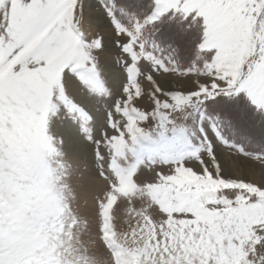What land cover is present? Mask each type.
<instances>
[{
  "label": "snow or ice",
  "instance_id": "1",
  "mask_svg": "<svg viewBox=\"0 0 264 264\" xmlns=\"http://www.w3.org/2000/svg\"><path fill=\"white\" fill-rule=\"evenodd\" d=\"M248 128L264 0H0V264H264V183L221 161L264 169ZM75 145L105 186L94 240Z\"/></svg>",
  "mask_w": 264,
  "mask_h": 264
},
{
  "label": "rangeland",
  "instance_id": "2",
  "mask_svg": "<svg viewBox=\"0 0 264 264\" xmlns=\"http://www.w3.org/2000/svg\"><path fill=\"white\" fill-rule=\"evenodd\" d=\"M86 28L88 25L85 26ZM173 86H179V83L175 80L168 81ZM142 87L145 92L150 88V85L146 80H142ZM143 107V104H141ZM248 135V140L245 143V149L250 152H260L261 149H264V135H262L259 129L248 128L246 130ZM71 158L74 163L80 166L81 171L74 178V183L77 185L81 193L80 203H79V214L83 220H85L89 225V233L85 236V239H88L89 236L94 240L97 236L99 230V215H98V206L97 198L103 194L104 184L99 182H91L89 175L92 168L91 156L86 153H82L80 149H76V146L70 150ZM224 152L228 155H233L228 152L227 149H224ZM87 169V171H85ZM167 171V169H165ZM152 176L151 172H144V177L146 180L150 181ZM241 179H248V177H236ZM252 181V180H251ZM119 211L117 212V229L118 231H127L129 226V217L126 212L124 205H119Z\"/></svg>",
  "mask_w": 264,
  "mask_h": 264
},
{
  "label": "bare ground",
  "instance_id": "3",
  "mask_svg": "<svg viewBox=\"0 0 264 264\" xmlns=\"http://www.w3.org/2000/svg\"><path fill=\"white\" fill-rule=\"evenodd\" d=\"M92 28L87 27L86 31H91ZM180 84L179 81H176ZM76 149H80L78 145H75ZM81 150V149H80ZM82 151V150H81ZM84 153V152H82ZM222 164L225 166L226 170L231 172L234 177L246 176L255 183H264V169H262L258 163L249 160L247 158H242L235 155H228L223 151L221 156Z\"/></svg>",
  "mask_w": 264,
  "mask_h": 264
},
{
  "label": "trees",
  "instance_id": "4",
  "mask_svg": "<svg viewBox=\"0 0 264 264\" xmlns=\"http://www.w3.org/2000/svg\"><path fill=\"white\" fill-rule=\"evenodd\" d=\"M243 146L245 147V143H243ZM261 151V150H260Z\"/></svg>",
  "mask_w": 264,
  "mask_h": 264
}]
</instances>
